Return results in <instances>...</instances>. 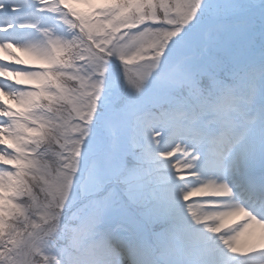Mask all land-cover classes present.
Returning a JSON list of instances; mask_svg holds the SVG:
<instances>
[{"label":"snow or ice","instance_id":"1","mask_svg":"<svg viewBox=\"0 0 264 264\" xmlns=\"http://www.w3.org/2000/svg\"><path fill=\"white\" fill-rule=\"evenodd\" d=\"M0 53V264H264V0H0Z\"/></svg>","mask_w":264,"mask_h":264},{"label":"rangeland","instance_id":"2","mask_svg":"<svg viewBox=\"0 0 264 264\" xmlns=\"http://www.w3.org/2000/svg\"><path fill=\"white\" fill-rule=\"evenodd\" d=\"M75 6L82 9V10H87V8H88V6L84 5V4H75ZM22 57H26V54H24V56H22Z\"/></svg>","mask_w":264,"mask_h":264},{"label":"bare ground","instance_id":"3","mask_svg":"<svg viewBox=\"0 0 264 264\" xmlns=\"http://www.w3.org/2000/svg\"><path fill=\"white\" fill-rule=\"evenodd\" d=\"M21 54H23V53L22 52L21 53H18V55H21ZM0 55H7V54L6 53H0Z\"/></svg>","mask_w":264,"mask_h":264}]
</instances>
